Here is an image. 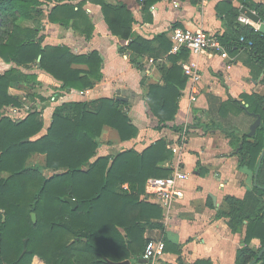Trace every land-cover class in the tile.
<instances>
[{"label":"trees","instance_id":"obj_1","mask_svg":"<svg viewBox=\"0 0 264 264\" xmlns=\"http://www.w3.org/2000/svg\"><path fill=\"white\" fill-rule=\"evenodd\" d=\"M45 1L55 2L47 13L39 9L40 0H0V112L6 107L23 106L21 98L28 94L23 87L37 83L34 73L18 67L31 70L38 66L60 81L63 88L75 90L92 88L101 79L102 60L96 51L77 55L65 45L43 44L36 27L42 13L47 21L75 31H80L82 21L81 32L88 37L83 3ZM89 1L101 6L111 33L128 40L129 50L153 53L152 41L133 32L132 14L123 3ZM153 2L146 0L144 8ZM243 5L264 22V4ZM238 15L237 10H230L228 22L236 23ZM218 38L226 52L246 47L264 84V35L249 25L236 23L232 33ZM154 39L164 52L169 51L162 33ZM187 53L182 50L168 54L171 66L161 69L164 83L149 86L146 103L157 119V130L166 127L177 111L179 88L185 81L177 60ZM241 96L244 102L234 100L232 109L254 119L260 116L261 124L253 136L232 133L231 146L237 149L239 164H245L254 174L264 149V94ZM125 104L121 99L101 96L64 102L54 108L50 125L40 136L43 119L38 110L26 106V113L18 120L0 113V264H77V257L87 264L134 263L141 258L149 240L144 237L145 231L163 228L161 209L141 196L149 178L169 174L170 169L162 163L172 153L165 140L159 139L141 152L127 149L113 156H97V138L103 126L115 129L121 141L138 135L122 110ZM32 154L43 155L44 163L27 165ZM45 170L53 173L45 175ZM64 197L76 199L77 207L71 209ZM225 204L231 228L236 230L246 221L236 264H247L264 245V153L256 184L242 199L226 196ZM254 238L260 242L258 249L251 247ZM254 264H264V253Z\"/></svg>","mask_w":264,"mask_h":264},{"label":"crops","instance_id":"obj_2","mask_svg":"<svg viewBox=\"0 0 264 264\" xmlns=\"http://www.w3.org/2000/svg\"><path fill=\"white\" fill-rule=\"evenodd\" d=\"M63 1L73 5L83 3L84 28L88 27L85 32L89 36L81 32L82 21L80 31H75L45 20L40 34L43 44L65 45L77 55L96 51L102 60L101 79L92 88L75 90L63 88L60 81L38 66L29 70L36 75L37 83L26 96L29 95L28 103L33 102L30 105L40 112L43 119V128L37 136L45 134L54 108L64 102L90 101L100 96L122 97L121 100L126 102L122 110L137 128L138 135L121 141L115 129L103 126L97 138V156H113L127 149L141 152L154 141L163 139L172 156L162 166L171 172L178 164L188 175L179 183L183 196L171 206L168 216L164 218L161 210L163 228L152 227L144 233L146 239L161 238L165 241L160 264H236L237 252L244 243L246 221L236 230L231 228L225 197L242 199L255 183L252 170L245 164H239V157L235 154L237 149L231 146V137L234 132L248 134L254 117L243 111L235 112L231 104L234 100L243 101L242 93L263 95L262 73L258 74L256 63L248 58L246 47L238 46L234 52L227 51L226 58L217 54L197 56L187 51L186 57L177 60L185 76L179 88L177 111L161 130L156 129L158 122L147 106L146 94L151 84L164 83L161 69L171 66L167 55L178 54L171 52V28L202 29L218 37L232 33L236 23L257 30V24L248 19L247 22L239 20L242 15L240 8H248L243 3L264 4V0H211L205 5L193 0H154L147 8H144L146 0H105L113 5L123 3L129 9L134 20L133 32L152 41L151 55L129 50L128 40L113 35L103 19L99 4L89 0ZM42 2L45 4L40 7L44 13L55 4ZM230 10L239 12L236 23L228 22ZM161 33L164 45L169 46L167 52L154 39ZM184 65L195 67L200 74L194 102L189 100L190 80L184 72ZM214 124L215 127L212 126ZM177 139L182 140L179 146L175 144ZM259 246L258 239L251 240L253 249ZM138 260L131 264L139 263ZM77 264H87V261L77 257Z\"/></svg>","mask_w":264,"mask_h":264},{"label":"built area","instance_id":"obj_3","mask_svg":"<svg viewBox=\"0 0 264 264\" xmlns=\"http://www.w3.org/2000/svg\"><path fill=\"white\" fill-rule=\"evenodd\" d=\"M193 1L199 5H205L211 0ZM239 20L241 22L248 21L243 15L239 17ZM240 40H243V38L241 37ZM170 41L172 53H177L180 50H187L189 53L197 56L201 54H217L223 58L227 57V52L218 36L202 29L192 31L180 27H173L170 30ZM183 67L185 74L190 80L189 86L191 95L189 96V100L194 102L196 100L200 74L195 67L190 65H184ZM21 100L22 103L28 104V107H32L30 104L33 103H28L26 97H22ZM24 103L21 107L25 106ZM187 177V173L181 169L178 164H175L172 171L167 176L152 177L147 180L146 192L144 195L145 199L160 207L164 218L167 217L171 206L183 196L179 183ZM165 246V241L161 238L149 239L141 256L144 261L137 264H160Z\"/></svg>","mask_w":264,"mask_h":264},{"label":"water","instance_id":"obj_4","mask_svg":"<svg viewBox=\"0 0 264 264\" xmlns=\"http://www.w3.org/2000/svg\"><path fill=\"white\" fill-rule=\"evenodd\" d=\"M240 13L245 16L249 21H251L254 24H257V31L261 34L264 35V22L260 20V17L252 10L242 6L240 8ZM118 99H123L120 96H117ZM261 124V117L260 116H256L254 121L251 123L250 127H249V132L248 135L249 136H253L256 132V129L259 127V125ZM264 153V149L261 152L259 161H258V166L255 170L254 173V183L256 184V178H257V173H258V169H259V165L261 162V158L263 156ZM64 200L66 202H68L71 206V209H75L77 207V201L74 198L71 197H64ZM32 219L35 220V215L32 213L31 215ZM264 253V245L263 247L260 249V251L258 252L256 258L252 259L251 261H249L247 264H254L256 263V261L261 257V255ZM139 263L143 262L144 259L140 258ZM107 264H131V262L129 260H124V261H120V262H111L108 261Z\"/></svg>","mask_w":264,"mask_h":264},{"label":"rangeland","instance_id":"obj_5","mask_svg":"<svg viewBox=\"0 0 264 264\" xmlns=\"http://www.w3.org/2000/svg\"><path fill=\"white\" fill-rule=\"evenodd\" d=\"M40 4H39V9H42V7H40L42 4H45V3H43L42 2V0H40ZM43 10V9H42ZM46 19L44 18V16H43V14L41 13L40 14V16L37 18V25L38 26H36V27H38V29H39V34H41V28L43 27V21H45ZM30 25H31V23L30 22H28ZM19 69H21L23 72H25V73H28V71L29 70H27V69H24V68H21V67H18ZM31 88L32 87H35V85L34 86H30ZM30 87L28 88V86H24L23 88L25 89V90H27V92H28V94H30V92H29V90H30ZM26 100L28 101L29 100V95L28 96H26ZM26 102V101H25ZM24 103V102H23ZM30 103H33L32 101H30ZM25 106H26V104H24ZM24 106V107H25ZM16 108H18V107H6V108H4L3 109V111L1 110V114H5V115H8V116H10L11 118H13V119H16V118H19V117H23V115L26 113V108H22V109H16ZM183 133H180V135H182ZM181 143H182V140L180 139V140H178L177 139V142H175V144H177V146H179V145H181ZM44 163V156L43 155H40V154H34V155H32V157L29 159V162H28V165H34V164H36V165H42ZM45 175H50V173H53V172H51V171H49V170H45L44 172H43Z\"/></svg>","mask_w":264,"mask_h":264}]
</instances>
